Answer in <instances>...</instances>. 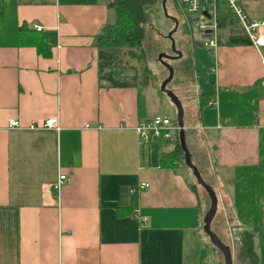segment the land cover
<instances>
[{
  "label": "crops",
  "instance_id": "crops-1",
  "mask_svg": "<svg viewBox=\"0 0 264 264\" xmlns=\"http://www.w3.org/2000/svg\"><path fill=\"white\" fill-rule=\"evenodd\" d=\"M237 1L264 21V0ZM110 2L0 0V264H224L203 231L205 190L184 160L157 162L174 144L153 151L136 132L168 109L155 111L143 89L99 81ZM254 34L264 40V24ZM201 45L191 41L193 52ZM192 66L197 94L183 121L218 197L211 229L233 263L252 232L264 264V43L221 44L212 63L194 56ZM59 174L68 181L55 192Z\"/></svg>",
  "mask_w": 264,
  "mask_h": 264
},
{
  "label": "trees",
  "instance_id": "trees-1",
  "mask_svg": "<svg viewBox=\"0 0 264 264\" xmlns=\"http://www.w3.org/2000/svg\"><path fill=\"white\" fill-rule=\"evenodd\" d=\"M155 0H111L115 10V21L105 25L96 37L97 68L99 81L110 87H137L141 90L149 85L151 71L146 64L143 49L145 37L144 25L147 22V6ZM218 45L221 44H249L250 38L241 24L232 17L227 8H222L218 19ZM135 60L140 64V71L135 65H130L126 60ZM134 70L133 74L128 70ZM161 93H164L161 91ZM143 96L140 95L142 103ZM176 122V119H172ZM163 143H152L153 151ZM171 151L162 153L158 159L160 165L174 166L183 160V152L179 140L174 143ZM239 258L246 264H258V256L254 251L253 233L243 231L238 249Z\"/></svg>",
  "mask_w": 264,
  "mask_h": 264
},
{
  "label": "rangeland",
  "instance_id": "rangeland-1",
  "mask_svg": "<svg viewBox=\"0 0 264 264\" xmlns=\"http://www.w3.org/2000/svg\"><path fill=\"white\" fill-rule=\"evenodd\" d=\"M162 0H155L151 6H147V22L144 25L145 37L143 40V49L146 58V64L151 71L150 82L148 87L143 88L148 101L152 103L151 105L158 111L161 107L165 108V114L171 119H176V109L174 105L170 102L166 94L159 92L162 81L168 76V70L164 65V62L169 63L173 68V77L167 84V88L174 91L179 97L183 110L185 119L188 118V111L190 106H192L195 96L197 94L196 85L197 78L195 77V72L192 66V57L197 59L206 60L207 63L213 62V50L206 46H196L195 52H193V47L191 46L192 40H200L203 44V39L200 33L197 31L196 27L184 25L183 19L178 16L180 13L173 0H166V10L169 16H174L177 18L179 24L176 31L172 33V38L174 40V45L177 51L181 52L180 57H176V53L172 49L171 41L168 34L174 28V22L170 17L164 14L162 9ZM161 54H166L174 58L159 59ZM130 65H135L138 72L140 71V64L135 60H129L126 58ZM129 73L133 74L134 70L130 69ZM168 104V105H167ZM169 106V107H168ZM164 114V113H163ZM185 165V164H184ZM204 174V173H203ZM195 183L196 180H195ZM205 195L208 198L207 193ZM240 259V258H239ZM233 264H244L240 260H234Z\"/></svg>",
  "mask_w": 264,
  "mask_h": 264
},
{
  "label": "built area",
  "instance_id": "built-area-1",
  "mask_svg": "<svg viewBox=\"0 0 264 264\" xmlns=\"http://www.w3.org/2000/svg\"><path fill=\"white\" fill-rule=\"evenodd\" d=\"M173 3L179 10L178 16L183 19V23L188 27L194 25L204 40L203 45L213 51L218 46V19L222 8H227L232 17L238 20L252 43L255 45L264 43V40L257 38L254 34V31L264 24V21L249 19L237 0H173ZM37 28L40 29V27ZM55 123V119H47L43 126L45 128H54ZM7 126L15 128L19 127L20 123L17 120H10ZM135 129L142 142L154 143L161 140L174 143L178 140L179 126L177 122H174L167 115L156 114L143 119L137 124ZM67 181L68 177L66 175L59 174L53 186L55 192H58L61 185ZM147 186L146 182H142L139 188L142 189ZM133 216L141 224H146L147 217L141 214L138 208L134 209Z\"/></svg>",
  "mask_w": 264,
  "mask_h": 264
},
{
  "label": "water",
  "instance_id": "water-1",
  "mask_svg": "<svg viewBox=\"0 0 264 264\" xmlns=\"http://www.w3.org/2000/svg\"><path fill=\"white\" fill-rule=\"evenodd\" d=\"M161 5H162V9L164 11V14L166 16L170 17L171 20L174 22V28L168 34V37L171 41L172 49L177 55L176 57H180L181 52L176 50L175 45H174V40L172 38V33L177 30L179 22H178L176 17L169 16V14L167 13L166 0H162ZM163 57L174 58V57L168 56L166 54H161L159 56V59L162 60ZM164 65L166 66V68L168 70V76L162 81L160 90L167 95V97L170 99L171 103L174 105V107L176 109V122L179 126L178 140H179L182 152H183L184 164L191 170L196 182L205 190V192L207 193L209 200H210L209 209H208V211L205 214V217L203 219V231L208 236L212 245L222 254L224 264H233L230 247L228 245H226L225 243H223L221 241V239L218 237V235L214 231H212V229H211V222H212V220L216 214V211H217L218 197H217L214 189L212 188V186L209 185L203 179L199 169L197 168V166L192 161L191 153H190V150H189L187 143H186L185 128H184V121H183L184 110H183L182 103H181L179 97L175 94V92L167 88V84L172 79L174 71H173L172 66L169 63L164 62Z\"/></svg>",
  "mask_w": 264,
  "mask_h": 264
}]
</instances>
